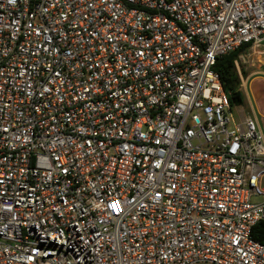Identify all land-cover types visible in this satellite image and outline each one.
I'll return each mask as SVG.
<instances>
[{"label": "built area", "instance_id": "1", "mask_svg": "<svg viewBox=\"0 0 264 264\" xmlns=\"http://www.w3.org/2000/svg\"><path fill=\"white\" fill-rule=\"evenodd\" d=\"M263 41L264 0H0V264H264V136L214 69Z\"/></svg>", "mask_w": 264, "mask_h": 264}, {"label": "rangeland", "instance_id": "2", "mask_svg": "<svg viewBox=\"0 0 264 264\" xmlns=\"http://www.w3.org/2000/svg\"><path fill=\"white\" fill-rule=\"evenodd\" d=\"M263 49L264 41L259 48L254 50L245 48L239 54L238 59L241 64V70L244 71L245 74H249L250 71L257 69L258 66L264 62ZM242 55H245L246 60L247 57H249V60L241 62ZM252 77H254V75ZM248 95L249 98L243 91V103L231 106V112L235 119H242L246 115L253 116V113H255L264 136V82L261 79H252V82L248 85Z\"/></svg>", "mask_w": 264, "mask_h": 264}, {"label": "trees", "instance_id": "3", "mask_svg": "<svg viewBox=\"0 0 264 264\" xmlns=\"http://www.w3.org/2000/svg\"><path fill=\"white\" fill-rule=\"evenodd\" d=\"M248 46V44L241 45L239 48L219 56L216 59L214 69L220 77L222 87L227 94L228 101L231 106L240 105L243 103V94L239 90V77L236 73L234 60L238 55ZM252 237L255 240L264 239V222H259L253 229Z\"/></svg>", "mask_w": 264, "mask_h": 264}]
</instances>
